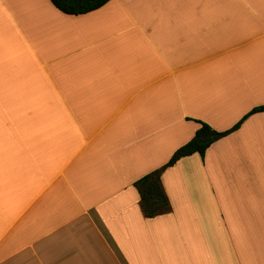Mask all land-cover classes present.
<instances>
[{
  "label": "crops",
  "instance_id": "crops-1",
  "mask_svg": "<svg viewBox=\"0 0 264 264\" xmlns=\"http://www.w3.org/2000/svg\"><path fill=\"white\" fill-rule=\"evenodd\" d=\"M264 0H0V264H264Z\"/></svg>",
  "mask_w": 264,
  "mask_h": 264
},
{
  "label": "trees",
  "instance_id": "trees-1",
  "mask_svg": "<svg viewBox=\"0 0 264 264\" xmlns=\"http://www.w3.org/2000/svg\"><path fill=\"white\" fill-rule=\"evenodd\" d=\"M61 11L68 14H84L104 6L110 0H51ZM264 111V105L253 108L232 128L218 131L204 121L194 137L179 147L171 159L162 167L138 179L134 186L140 193V203L146 217H155L171 211L172 205L164 190L161 176L164 170L176 164L182 157L199 153L205 156L207 149L217 140L237 130L244 120L252 113Z\"/></svg>",
  "mask_w": 264,
  "mask_h": 264
}]
</instances>
